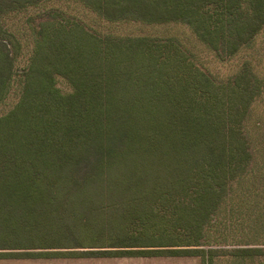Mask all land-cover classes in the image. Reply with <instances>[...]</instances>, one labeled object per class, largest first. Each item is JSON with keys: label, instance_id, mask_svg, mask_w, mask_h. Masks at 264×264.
<instances>
[{"label": "trees", "instance_id": "trees-1", "mask_svg": "<svg viewBox=\"0 0 264 264\" xmlns=\"http://www.w3.org/2000/svg\"><path fill=\"white\" fill-rule=\"evenodd\" d=\"M38 1L0 0V9ZM79 1L109 21L186 22L211 45L222 27L243 43L264 27V0ZM77 25L38 33L48 50L32 54L18 100L0 116V250L125 256L173 230L199 233L227 181L253 162L241 130L255 92L245 84L221 95L203 71L142 52L144 37L109 39L100 52ZM6 49L0 42V105L12 81ZM58 75L73 92L60 91Z\"/></svg>", "mask_w": 264, "mask_h": 264}, {"label": "rangeland", "instance_id": "rangeland-1", "mask_svg": "<svg viewBox=\"0 0 264 264\" xmlns=\"http://www.w3.org/2000/svg\"><path fill=\"white\" fill-rule=\"evenodd\" d=\"M77 24L98 37L100 52L107 51L109 39L144 37L147 48L142 52L161 54V58L168 56L174 63L185 62L191 69L203 71L221 95L248 85V92L255 95L249 102L241 133L254 159L245 174L227 181L224 193L199 233L192 229L173 230L166 243H158L161 246L136 247L125 256H99L92 251L116 247L1 249L7 253H1L0 264H137L138 259L153 256L190 257L192 264H264V27L244 43L237 34L231 35L228 27H222L214 35L216 44L211 45L201 40L186 22L109 21L79 0H39L15 9H0V42L13 59V65L5 71L11 72L12 81L7 98L0 105V116L18 100L26 80L21 70L28 69L32 54L48 50L47 43L38 44L42 39L38 33L43 29L48 33L60 27L71 29ZM213 24L211 27L215 28L217 25ZM175 68L178 70L179 66ZM56 78L62 93L73 92L64 76ZM250 96H246V103ZM238 128L241 129L240 125ZM184 202L192 204L193 196ZM172 212L169 216L173 219ZM190 236H198L197 241ZM72 250L84 253L68 252Z\"/></svg>", "mask_w": 264, "mask_h": 264}, {"label": "crops", "instance_id": "crops-1", "mask_svg": "<svg viewBox=\"0 0 264 264\" xmlns=\"http://www.w3.org/2000/svg\"><path fill=\"white\" fill-rule=\"evenodd\" d=\"M137 264H192L190 257L181 256H153L148 258H143L142 261L138 259Z\"/></svg>", "mask_w": 264, "mask_h": 264}]
</instances>
